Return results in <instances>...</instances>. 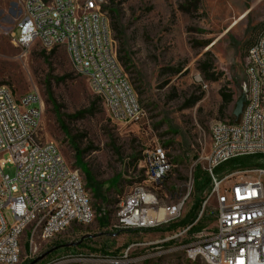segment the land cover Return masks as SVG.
I'll return each instance as SVG.
<instances>
[{"label": "rangeland", "instance_id": "1", "mask_svg": "<svg viewBox=\"0 0 264 264\" xmlns=\"http://www.w3.org/2000/svg\"><path fill=\"white\" fill-rule=\"evenodd\" d=\"M23 1L0 0V85L10 87L16 100L34 91L40 94V138L57 144L65 161L80 169L85 182L89 172L102 190L99 194L91 190L92 223L72 226L51 242L36 237L31 240L27 232L21 239L19 264H30L40 255L84 237V247L60 248L39 264L100 256L118 259L129 247L133 257H146L151 264H185V246L208 237L217 227L216 202L208 199L210 186L200 196L202 205L195 222L200 220L202 229L171 238L186 228L178 224L199 198L194 175L198 170L205 173L201 157L210 152L212 126L237 122L235 113L248 85L246 61L239 51L242 47L247 51L264 30V0H115L113 9L119 11L125 32L120 42L126 44L130 58L127 73L146 112L143 122L132 125L110 120L100 98L88 80L76 74L64 49L47 53L36 44L23 52L13 44L10 34H18ZM243 15L238 25L230 28ZM108 19L110 22L109 15ZM207 52L217 81L206 80L198 71ZM221 90L233 96L223 113ZM92 104L93 116L69 119ZM156 146L166 150L174 168L162 184L147 189L159 205H171L188 194L192 178L185 211L178 222L155 230H123L117 222L119 205L143 182V152ZM262 166L263 161L250 158L243 166L218 174L222 177L241 168L254 178L256 171L264 170ZM4 172L13 178L15 168L7 164ZM262 179L264 182V175Z\"/></svg>", "mask_w": 264, "mask_h": 264}, {"label": "built area", "instance_id": "2", "mask_svg": "<svg viewBox=\"0 0 264 264\" xmlns=\"http://www.w3.org/2000/svg\"><path fill=\"white\" fill-rule=\"evenodd\" d=\"M107 4V0H24L18 34L13 31L10 36L23 52L36 44L47 53L64 49L112 122L140 124L146 112L119 59ZM245 61L248 85L241 116L236 123L212 126L210 152L201 157L210 179L208 199L217 206V227L208 237L185 246V264H264V170L256 171L254 178L240 169L223 178L216 172L239 158L260 157L264 162V30L247 50ZM199 83L207 89L202 79ZM42 113L38 92L16 100L10 87L0 85V264L20 263L21 239L27 232L31 240L51 242L72 226L92 223L95 216L91 190L80 169L65 161L57 144L40 138ZM141 163L144 180L121 200L118 226L150 231L178 222L193 179L186 196L161 206L147 186L162 183L173 171L172 161L163 147L156 146L144 150ZM7 164L15 168L13 178L4 172ZM56 264L151 263L146 257H133L129 247L118 259L70 258Z\"/></svg>", "mask_w": 264, "mask_h": 264}, {"label": "trees", "instance_id": "3", "mask_svg": "<svg viewBox=\"0 0 264 264\" xmlns=\"http://www.w3.org/2000/svg\"><path fill=\"white\" fill-rule=\"evenodd\" d=\"M108 2V7L106 6V11L109 15L110 18V28L114 34V38L116 39V41H119V45H118V53H119V59L122 63V65L124 66V68L126 69V71H129L130 67H129V53L127 51V46L126 44H124L123 42H120L122 40V37L124 36V30L121 26V16L118 10L113 9V7H115V0H107ZM189 8H185L184 11H188ZM240 56L241 58H246V54L247 51L244 47H242L240 49ZM206 60L205 61H201L198 65V71L204 76V78L208 81H217L218 78H216V74L214 71V65H213V59L211 56L210 52H207L205 54ZM66 79L65 78H60L57 81H64ZM220 95L222 98V105L220 108V111L223 113L227 107L232 103V94H226L224 91H220ZM194 103V102H192ZM57 107V106H56ZM58 108V107H57ZM94 115V109H93V104L92 106L83 112H80L77 114V116L74 117H70L69 119H83L86 116H93ZM83 151L81 152V155H83ZM250 158H257V159H261L260 157H247V158H239L233 161H230L224 165H222L221 167H219L216 172L217 173H223V171H227V169H230L233 166H243L244 164L249 162ZM241 169V168H238ZM261 169H264V166L261 167ZM168 178V177H167ZM166 178V179H167ZM86 179H87V188L89 190H94L97 192V194H99V192L102 190V188L99 186V184L95 181L94 177L87 172L86 173ZM165 179V180H166ZM164 180V181H165ZM163 183V182H162ZM160 183V184H162ZM194 183H195V193L196 196H199L198 199L195 200V203L193 205L192 210L189 212L188 216H186L184 218V220H182L178 226L180 227H187L190 225L195 224V222L198 220V216H199V210L201 209V205H202V198H200V196L203 195L204 192L209 191V186H210V179L208 177V175L206 173H202L200 170H198L196 172V174L194 175ZM202 229V223L199 220L195 225L192 226V228L190 229V231L195 232V231H199ZM81 247H84V242L81 243L80 245H78L77 247H70V248H76L79 249ZM68 248V249H70ZM100 257H108V256H100ZM33 260L29 261L32 262Z\"/></svg>", "mask_w": 264, "mask_h": 264}, {"label": "water", "instance_id": "4", "mask_svg": "<svg viewBox=\"0 0 264 264\" xmlns=\"http://www.w3.org/2000/svg\"><path fill=\"white\" fill-rule=\"evenodd\" d=\"M245 101H246V91H245V96L242 98V100L239 102L238 104V107H237V110H236V117H237V122L241 116V113L243 111V107H244V104H245ZM87 237H90V236H87ZM86 237L82 238L79 242H75V243H70V244H66L64 246H61L59 248H54L42 255H40L39 257L35 258V260H33L30 264H39L41 263L43 260H45L50 254H52L54 251L60 249V248H70V247H77L78 245H80L84 240H85Z\"/></svg>", "mask_w": 264, "mask_h": 264}, {"label": "bare ground", "instance_id": "5", "mask_svg": "<svg viewBox=\"0 0 264 264\" xmlns=\"http://www.w3.org/2000/svg\"><path fill=\"white\" fill-rule=\"evenodd\" d=\"M244 18V15L243 16H241L238 20H236L232 25H231V27L230 28H233V27H235V26H237L238 25V23L242 20Z\"/></svg>", "mask_w": 264, "mask_h": 264}]
</instances>
